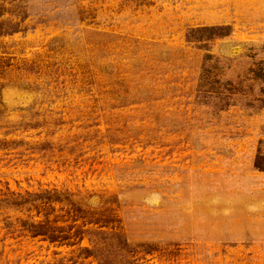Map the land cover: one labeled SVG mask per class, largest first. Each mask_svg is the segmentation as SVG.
<instances>
[{
	"label": "rangeland",
	"instance_id": "1",
	"mask_svg": "<svg viewBox=\"0 0 264 264\" xmlns=\"http://www.w3.org/2000/svg\"><path fill=\"white\" fill-rule=\"evenodd\" d=\"M256 69L264 0H0V264H264Z\"/></svg>",
	"mask_w": 264,
	"mask_h": 264
},
{
	"label": "trees",
	"instance_id": "2",
	"mask_svg": "<svg viewBox=\"0 0 264 264\" xmlns=\"http://www.w3.org/2000/svg\"><path fill=\"white\" fill-rule=\"evenodd\" d=\"M230 34V29L228 27H211V28H198V29H191L187 32L186 34V41L190 43H195V44H200L204 43V45H199L200 49L207 50L206 42L213 41L215 38H224L227 37ZM206 61L212 60L211 55L207 54L204 56ZM217 63V61L213 62L210 66H208L207 70H204V75L205 78H201L203 81L204 86L207 87L209 90H201L202 85H199L200 92L203 95H208L209 93H212L215 95V98H218L217 100L219 101V98H225L228 100V92L226 91L227 95L223 94V91H220L218 88L217 83H214V74H212L211 71L214 70L213 65ZM264 69H256L253 71V76L255 80H259L261 82H264ZM215 85V86H214ZM214 86V87H213ZM205 89V88H203ZM221 99V100H222ZM224 99V100H225ZM262 105L264 106V101H261ZM228 102L222 103L220 105V109L224 110L228 108ZM253 167L256 171L264 173V143L260 142L259 146L257 148L254 160H253ZM35 195H29L27 197H31ZM27 197L25 200L21 197H17L16 200H18V203H25L26 205L29 204V208L33 205H35V201L27 200ZM28 207V206H27ZM25 207V208H27ZM28 209V208H27ZM21 222V221H19ZM22 226L26 227L28 226V230L30 232H33L32 235H39L40 233L36 232V230L41 227V224L35 225L32 222L28 221H22L21 222ZM35 231V232H34ZM86 236L88 238V243L90 245L89 248H81L79 250V255L85 258H93L97 262V264H112V258L110 252V248H112V244L114 242H117L119 244L118 249L120 251H126L128 247L126 244L121 241V237L115 233L112 234H105V233H100V232H94V231H86Z\"/></svg>",
	"mask_w": 264,
	"mask_h": 264
}]
</instances>
